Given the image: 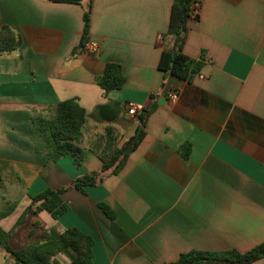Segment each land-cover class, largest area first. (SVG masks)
Wrapping results in <instances>:
<instances>
[{"label": "crops", "instance_id": "crops-1", "mask_svg": "<svg viewBox=\"0 0 264 264\" xmlns=\"http://www.w3.org/2000/svg\"><path fill=\"white\" fill-rule=\"evenodd\" d=\"M77 1L0 0V27L20 39L0 54V190L18 188L26 208L63 189L68 207L58 219L27 216L11 244L74 228L93 239V264H170L189 251L245 253L263 242L264 0H200L182 48L202 64L189 80L158 68L172 46L174 0ZM88 41L97 56L84 53ZM109 64L124 84L105 92L96 80ZM67 100L84 111L79 167L36 151L31 138L32 119H51ZM132 103L144 106L134 117ZM142 116L144 135L121 169L102 171ZM93 174V185L76 188Z\"/></svg>", "mask_w": 264, "mask_h": 264}, {"label": "trees", "instance_id": "trees-1", "mask_svg": "<svg viewBox=\"0 0 264 264\" xmlns=\"http://www.w3.org/2000/svg\"><path fill=\"white\" fill-rule=\"evenodd\" d=\"M64 1V0H53ZM78 2L77 0H67ZM193 0H174L170 13L169 27L166 32L167 39L172 46L164 50L158 68L180 80H189L201 70L202 64L191 60L183 54L182 48L188 32L187 23L191 20V5ZM84 30L88 28L89 12L84 14ZM198 19V15L194 20ZM84 41V40H83ZM20 39L7 26L0 27V54L9 53L17 49ZM84 44V43H83ZM173 53L175 57L173 58ZM98 86L105 92L119 89L124 84L120 67L115 64L106 66L104 73L96 80ZM84 123V111L75 100L60 102L51 119L36 117L31 123V138L35 143V150L46 153L54 161L70 156L74 164H82L83 151L78 146L81 137V127ZM145 117H140V128L129 140L128 144L116 151L111 159L103 164L102 171L115 165L113 173L116 174L122 167L128 154L132 152L142 139ZM186 156V153H184ZM118 161L117 165L115 164ZM97 174L84 177L75 182L77 189L84 185H93L97 181ZM0 188L2 182L0 178ZM63 189L49 190L30 197L29 205L22 211L19 218L8 232L0 227V248L3 249L15 264H61L58 255L68 259V264H93V239L77 229H66L61 234H44L43 239L34 240L27 245H12L11 235L25 223L29 215L45 212L53 219H58L68 209L62 200ZM16 202H8L0 210V221L8 217L16 208ZM103 214L113 219V212L104 204L99 205ZM29 231L28 237L35 234V228ZM264 258V241L245 253L234 250L224 252L189 251L181 254L170 264H251Z\"/></svg>", "mask_w": 264, "mask_h": 264}, {"label": "rangeland", "instance_id": "rangeland-1", "mask_svg": "<svg viewBox=\"0 0 264 264\" xmlns=\"http://www.w3.org/2000/svg\"><path fill=\"white\" fill-rule=\"evenodd\" d=\"M17 202V206L15 210L5 219L0 222V227L5 232L9 230V228L15 224L17 219L19 218L22 210L26 206V200L20 194V190L18 188H12L8 190L1 189L0 190V210L4 209L8 202ZM43 216H46V213H43ZM57 260L61 264H67L68 260L62 255L57 256ZM0 264H15L14 261L10 258V256L0 248Z\"/></svg>", "mask_w": 264, "mask_h": 264}, {"label": "built area", "instance_id": "built-area-1", "mask_svg": "<svg viewBox=\"0 0 264 264\" xmlns=\"http://www.w3.org/2000/svg\"><path fill=\"white\" fill-rule=\"evenodd\" d=\"M200 8V0H193L191 5V19H195V17L198 15V11ZM84 53L90 57H95L99 53V45L94 41H88L84 44ZM200 75V74H199ZM168 98L171 101H175L178 99V92L172 91L168 93ZM144 109V106L142 104H129L127 106V113L128 115L134 117L138 114H140Z\"/></svg>", "mask_w": 264, "mask_h": 264}, {"label": "water", "instance_id": "water-1", "mask_svg": "<svg viewBox=\"0 0 264 264\" xmlns=\"http://www.w3.org/2000/svg\"><path fill=\"white\" fill-rule=\"evenodd\" d=\"M175 57V53H173V58Z\"/></svg>", "mask_w": 264, "mask_h": 264}]
</instances>
